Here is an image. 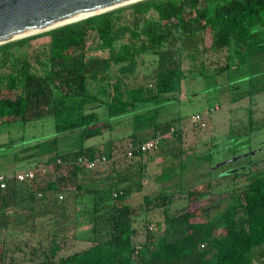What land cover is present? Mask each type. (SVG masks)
Returning a JSON list of instances; mask_svg holds the SVG:
<instances>
[{
	"label": "trees",
	"instance_id": "trees-1",
	"mask_svg": "<svg viewBox=\"0 0 264 264\" xmlns=\"http://www.w3.org/2000/svg\"><path fill=\"white\" fill-rule=\"evenodd\" d=\"M125 9L131 10V16L136 23L139 18L152 12L156 17L148 20L144 18L139 29H131V37L139 39L138 45L122 43L116 48L115 42L120 33L127 29L124 25H118ZM206 30L211 33L207 52L222 54L234 42L241 53L235 67L239 71L247 67L248 71L244 75L231 79V74L236 70L227 62L218 66L215 73L210 75L203 74L202 71L198 75H186L179 57L165 60L159 58L152 83L124 87L120 81L116 82L112 86L109 99L103 101L87 91L90 66L86 61H74L77 53L86 50L88 36L92 32L97 36L99 47L108 50L111 62L127 61L121 69L132 70L133 65L130 62L136 54L150 52L162 57L163 44L175 43L182 37L197 35ZM40 35H47L49 42L43 49L45 58L35 59L34 62L38 60L37 66L31 60L25 59L23 54L15 56L11 51L13 47L23 46ZM9 59L19 65H11L9 71L1 74L0 85L4 84L9 92H17L14 95L0 94V156L8 153L16 155L13 151L16 146L13 140L7 143L1 141L3 127L48 119L53 128L52 133L36 138L34 143L26 147L22 146L25 143L23 136L17 142L21 146L20 150H32L21 158L52 164L54 170L65 168L69 171L66 175L45 181L36 196H42L45 191L57 196L61 193L59 180L72 178L76 182L78 193L87 191L98 200L94 214L104 211V216L107 217L106 238L59 259L55 257L59 249L56 244L50 248L44 264H264L260 263V258L264 256V168L244 171L258 166L260 162V159H251L250 150L253 147L250 146V137L240 144L227 145L225 150L230 153L224 159L213 162L211 151L201 156L203 161L209 162L208 179L214 177L212 173L215 170L227 166L221 177H231L233 183L223 191L228 202L222 211L210 214L212 198L211 192L206 190H188L185 194L186 205L175 213H170L169 209L175 192L163 188L165 186H161L152 198L149 195L143 196L148 212L161 209L170 233L178 234L174 239L169 238L167 231L154 235L149 225L155 222L148 221L146 230L149 235L136 244L137 229L132 217L133 207L125 202L134 190L130 186L119 189L115 183L102 189L83 187L82 183L77 182V177L81 172L90 170L76 163L79 156H91L95 152L104 154L107 159L113 158L116 151L112 150L111 139L100 149L87 141L123 120L131 118L132 130L128 133L130 137L136 136L143 125L151 126L155 131H167L171 128L175 130L173 124L178 120L177 117L164 122L159 117L169 106L181 104L179 99L168 94L178 92L182 81L225 76L227 81H234L231 87L246 81L248 90L244 93L249 95L264 90V0H139L42 33L0 44V64L6 65ZM256 61L261 66L254 69ZM223 88L225 89L224 86ZM233 89L234 87L230 90ZM252 124L250 121L249 125ZM63 138H70L69 142H73V147L67 148L65 152L60 148ZM235 138L230 133L228 140ZM244 143L249 148L243 152L241 150ZM135 147L132 148L131 157L143 155ZM182 152L180 149L175 153V158L179 160L178 165H169L162 169L160 182L175 181L176 175L173 173L176 170L177 174H181L184 169L180 157ZM233 157L237 158L219 164ZM15 159H19L18 154ZM58 160L60 163H57ZM23 168L26 167L21 166L14 171ZM5 169H0V174L14 172ZM34 181L36 178L30 183ZM208 182L207 187L210 186ZM17 183L19 184L16 181L8 182L4 191L16 193ZM136 184L138 189L143 188L140 181ZM181 192L182 190L178 193ZM105 199H108L107 207L102 210L103 204L100 202ZM220 228L221 234L217 237L215 232Z\"/></svg>",
	"mask_w": 264,
	"mask_h": 264
},
{
	"label": "rangeland",
	"instance_id": "rangeland-1",
	"mask_svg": "<svg viewBox=\"0 0 264 264\" xmlns=\"http://www.w3.org/2000/svg\"><path fill=\"white\" fill-rule=\"evenodd\" d=\"M154 17L156 14L153 12L144 16L146 20ZM144 18H139L136 23L131 16L130 9H125L122 12L118 25H124L127 29L120 33V37L115 42L116 48H119L122 43L139 44V39L131 37L130 31L139 29ZM49 29H43L33 34ZM210 39L211 33L208 30L190 37H182L175 43L163 44L162 57L150 52L138 53L130 62L133 65L132 70H122L121 67H124L128 62H111L108 50L99 47L97 36L92 32L88 36L86 50L77 53L74 61H86L90 66L87 75V91L103 101L109 99L112 86L116 82L120 81L124 87L146 86L152 83L159 58L165 60L169 57H179L186 75H198L200 71L210 75L215 73L218 66H223L226 62L232 66L233 70H236L231 74V79L242 76L248 71L247 67L242 71L235 67L241 53L236 49L234 42L222 54H213L206 51ZM48 42L47 35H40L23 46L13 47L11 51L15 56L23 54L25 59L31 60L37 66L38 60L34 61L45 58L43 49L46 48ZM12 62V59H9L6 65L0 64V76L9 71L11 65H19L16 61ZM202 64H204L203 69ZM257 66H261L258 61L255 62L253 68L255 69ZM226 81L225 76L204 80L189 79L182 81L181 89L178 92L168 94V96H175L179 99L181 104L166 108L159 120L164 122L177 117L178 120L173 124L174 131H160V129L155 131L153 127L143 125L142 130L138 131L136 136L130 137L128 136L132 130L130 118L113 124L111 129H104L101 135L87 141L100 149L105 147L106 141L111 139L112 150L116 152L113 151V158L97 165L93 170L81 172L77 177V182L82 183L83 187H100L99 189L107 188L115 183L119 189L123 186H130L134 190L125 199V202L133 207L132 217L134 227L137 229L136 244L142 242L149 235L146 230L148 221L156 224L154 235L166 231L171 239L178 235L170 233L160 208L148 212V205L143 200L144 195L154 197L161 186L172 190L175 194L169 209L170 213H175L186 205L185 194L188 190L193 188L206 190L211 192L210 214H216L226 206L228 200L224 197L223 191L233 182L231 177H221L227 166L215 170L212 173L214 177L208 179L210 176L207 172L209 162L203 161L201 156L211 151L213 162L224 159L230 153L225 150L227 145L240 144L247 137L251 139L252 150H258L264 146V90L249 95L244 93L248 90L246 81L233 85V90L230 89L234 81ZM0 88L1 95H14L17 92L7 91L4 84H1ZM222 88L223 90L220 91ZM193 113L204 115L205 126L198 127L190 121V116ZM250 121L253 122L252 125H249ZM0 122H2L1 119ZM2 129L4 132L1 135V141L7 143L13 140L16 145L13 151L16 155L8 153L0 156V169L6 168L5 170L14 171L25 166L40 170L37 171L36 181L15 184L16 193H11L9 190L0 191V264H44L50 248L56 244L59 245V249L55 257L59 259L61 256L81 250L97 240L106 238L108 226L104 211L94 214V207L98 200H95L87 191L78 193L74 179L59 180L61 193L57 196L47 191L42 196H36V192L38 193V189L43 187L45 181L53 179L55 176L66 175L69 170L65 168L54 170L52 164L46 165L45 162L37 163V160L34 159L21 158L31 153L32 150H20L21 146L17 145V142L23 136L25 143L22 146L26 147L34 143L36 138L52 133L53 128L50 121L44 119L25 125L15 123ZM230 133L237 139L228 140ZM156 136H161V144L157 151L135 157L125 154L127 149L135 147V144L140 141ZM70 140V138L61 139L60 148L62 151L65 152L67 148L73 147V142H69ZM242 147L241 151L243 152L249 148L246 143ZM180 149L183 151L180 157L184 164L181 174H177L178 170H176L175 174L173 173L176 175L175 181L160 182L159 175L164 167L178 165L179 160L177 157L175 158V153H178ZM17 154L19 159L16 160ZM260 158L258 166L255 165L244 171L263 169L264 151H257L251 156L253 160ZM138 181L143 184V188L138 189V184H136ZM207 181H209V187H207ZM181 190L182 192L178 193ZM100 191L102 192V190ZM107 201L108 199H105L100 202L103 204L102 210L106 209ZM221 230V228L218 229L215 236H220ZM260 260V263H264V256Z\"/></svg>",
	"mask_w": 264,
	"mask_h": 264
},
{
	"label": "water",
	"instance_id": "water-1",
	"mask_svg": "<svg viewBox=\"0 0 264 264\" xmlns=\"http://www.w3.org/2000/svg\"><path fill=\"white\" fill-rule=\"evenodd\" d=\"M136 1L139 0H0V44Z\"/></svg>",
	"mask_w": 264,
	"mask_h": 264
},
{
	"label": "built area",
	"instance_id": "built-area-1",
	"mask_svg": "<svg viewBox=\"0 0 264 264\" xmlns=\"http://www.w3.org/2000/svg\"><path fill=\"white\" fill-rule=\"evenodd\" d=\"M204 115L201 113H193L190 116V121L198 126V127H203L205 126L203 122ZM174 129L171 128V131ZM161 144V136H156L147 140H144L137 144L135 149L143 154L145 153H153L157 151L160 147ZM127 156L131 157L132 156V148L127 149L126 153ZM108 159L107 157L100 153V152H95L91 156H79L76 160L77 164L82 165L84 168L87 170H92L95 168L97 165L102 164L106 162ZM57 163H60L58 160ZM40 170L39 168L35 167H30V168H23L19 169L17 171H14L11 174H0V190H4L7 187L8 182L10 181H16V182H30L36 178V173L37 171ZM149 229L151 231L156 230V226L154 223H151L149 225Z\"/></svg>",
	"mask_w": 264,
	"mask_h": 264
},
{
	"label": "flooded vegetation",
	"instance_id": "flooded-vegetation-1",
	"mask_svg": "<svg viewBox=\"0 0 264 264\" xmlns=\"http://www.w3.org/2000/svg\"><path fill=\"white\" fill-rule=\"evenodd\" d=\"M263 145H264V144H263ZM263 145H262V146H263ZM261 150L264 151V146H263L262 148L258 149V150H250V153L253 155L255 152H257V151L259 152V151H261ZM260 161H261V158H260Z\"/></svg>",
	"mask_w": 264,
	"mask_h": 264
},
{
	"label": "bare ground",
	"instance_id": "bare-ground-1",
	"mask_svg": "<svg viewBox=\"0 0 264 264\" xmlns=\"http://www.w3.org/2000/svg\"><path fill=\"white\" fill-rule=\"evenodd\" d=\"M83 17V16H82ZM80 18V17H79Z\"/></svg>",
	"mask_w": 264,
	"mask_h": 264
}]
</instances>
